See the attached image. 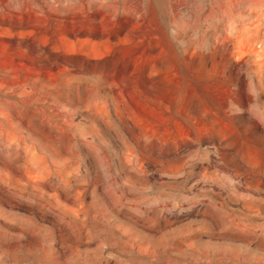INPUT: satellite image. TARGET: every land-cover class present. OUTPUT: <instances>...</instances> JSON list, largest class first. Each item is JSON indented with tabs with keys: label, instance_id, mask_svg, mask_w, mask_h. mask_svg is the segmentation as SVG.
<instances>
[{
	"label": "rangeland",
	"instance_id": "rangeland-1",
	"mask_svg": "<svg viewBox=\"0 0 264 264\" xmlns=\"http://www.w3.org/2000/svg\"><path fill=\"white\" fill-rule=\"evenodd\" d=\"M23 257L264 264V0H0V260Z\"/></svg>",
	"mask_w": 264,
	"mask_h": 264
},
{
	"label": "bare ground",
	"instance_id": "bare-ground-1",
	"mask_svg": "<svg viewBox=\"0 0 264 264\" xmlns=\"http://www.w3.org/2000/svg\"><path fill=\"white\" fill-rule=\"evenodd\" d=\"M2 262H3V261L0 260V263H1V264H4V263H2ZM13 264H31V263L28 262V259H27L26 257H23L19 263H18V262H14Z\"/></svg>",
	"mask_w": 264,
	"mask_h": 264
}]
</instances>
